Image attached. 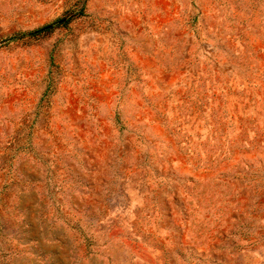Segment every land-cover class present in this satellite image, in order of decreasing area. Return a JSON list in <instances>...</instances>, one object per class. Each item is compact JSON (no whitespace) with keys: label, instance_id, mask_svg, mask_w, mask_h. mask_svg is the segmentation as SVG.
<instances>
[{"label":"rangeland","instance_id":"rangeland-1","mask_svg":"<svg viewBox=\"0 0 264 264\" xmlns=\"http://www.w3.org/2000/svg\"><path fill=\"white\" fill-rule=\"evenodd\" d=\"M0 264H264V0H0Z\"/></svg>","mask_w":264,"mask_h":264},{"label":"trees","instance_id":"trees-1","mask_svg":"<svg viewBox=\"0 0 264 264\" xmlns=\"http://www.w3.org/2000/svg\"><path fill=\"white\" fill-rule=\"evenodd\" d=\"M61 20H62V19H61ZM49 27H51V25L43 26V27H41V28L36 29V30L33 31L32 33H39V32H41V31H43V30L48 29Z\"/></svg>","mask_w":264,"mask_h":264}]
</instances>
